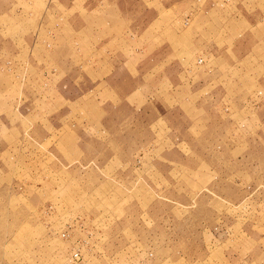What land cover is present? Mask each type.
Segmentation results:
<instances>
[{
  "label": "rangeland",
  "instance_id": "obj_1",
  "mask_svg": "<svg viewBox=\"0 0 264 264\" xmlns=\"http://www.w3.org/2000/svg\"><path fill=\"white\" fill-rule=\"evenodd\" d=\"M31 22L0 33V264H264V82L200 54L143 74L130 49L115 98L100 63L80 83L30 66Z\"/></svg>",
  "mask_w": 264,
  "mask_h": 264
},
{
  "label": "crops",
  "instance_id": "obj_2",
  "mask_svg": "<svg viewBox=\"0 0 264 264\" xmlns=\"http://www.w3.org/2000/svg\"><path fill=\"white\" fill-rule=\"evenodd\" d=\"M130 1L136 4L134 8L129 6ZM25 3L28 8L23 12V8L14 6L17 2L13 0L4 6L0 2V33L8 31L17 45L21 33L19 18L32 19L31 31L25 32L37 34L26 43L30 66L48 70L49 75L62 78L63 82L80 83L82 74L92 82L93 78L82 70L90 60L93 66L100 63L95 71L105 76L107 93L120 99L119 92L109 84L110 77L118 69H128L130 49L137 51L136 67L143 74L163 66L173 69L181 78L184 72L190 74L187 67L200 54L204 61L199 63L206 77H212L216 71L217 80L223 82H264V0H37L34 5L25 0ZM188 14L191 18L184 23L183 17ZM82 35L93 46H83L87 42ZM130 39L135 42L132 47H128ZM17 50L13 46L10 51L15 54ZM83 51L90 52L88 58L83 57ZM100 52H104V57L94 58ZM212 57L218 60L215 64L210 62ZM180 78L176 77V81ZM80 91L77 94L83 93Z\"/></svg>",
  "mask_w": 264,
  "mask_h": 264
}]
</instances>
